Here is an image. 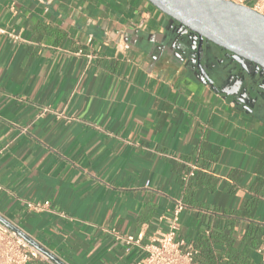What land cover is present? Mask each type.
I'll return each instance as SVG.
<instances>
[{
	"label": "crops",
	"instance_id": "0c3cea01",
	"mask_svg": "<svg viewBox=\"0 0 264 264\" xmlns=\"http://www.w3.org/2000/svg\"><path fill=\"white\" fill-rule=\"evenodd\" d=\"M197 48L147 0H0V217L27 264H136L177 200L196 264H261L264 70Z\"/></svg>",
	"mask_w": 264,
	"mask_h": 264
},
{
	"label": "water",
	"instance_id": "95a60500",
	"mask_svg": "<svg viewBox=\"0 0 264 264\" xmlns=\"http://www.w3.org/2000/svg\"><path fill=\"white\" fill-rule=\"evenodd\" d=\"M147 1L196 36L198 52L208 42L229 53L246 73L250 66L264 70V15L227 0ZM0 221L41 251L1 217Z\"/></svg>",
	"mask_w": 264,
	"mask_h": 264
},
{
	"label": "built area",
	"instance_id": "2783aa9c",
	"mask_svg": "<svg viewBox=\"0 0 264 264\" xmlns=\"http://www.w3.org/2000/svg\"><path fill=\"white\" fill-rule=\"evenodd\" d=\"M243 5L264 15V0H227ZM192 175V173H190ZM26 207L40 212L49 207V201H27ZM184 204L177 200L169 218L167 231L155 235L145 245L144 255L136 264H196L195 249L182 238L177 237L179 214ZM126 243H138L133 236L124 237ZM260 263L264 264V241L257 247ZM42 256L40 251L12 228L0 221V264H27Z\"/></svg>",
	"mask_w": 264,
	"mask_h": 264
}]
</instances>
